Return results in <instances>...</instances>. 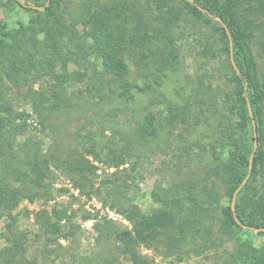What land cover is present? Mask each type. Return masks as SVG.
<instances>
[{
  "label": "rangeland",
  "instance_id": "374dc122",
  "mask_svg": "<svg viewBox=\"0 0 264 264\" xmlns=\"http://www.w3.org/2000/svg\"><path fill=\"white\" fill-rule=\"evenodd\" d=\"M19 1L25 7L0 0V39L21 48L14 64L0 65V181L4 191L20 189L26 197L11 211L0 208V259L14 230L17 237L27 235L26 260L44 264L45 239L37 238L42 232L36 217L43 211L51 217L64 211L78 226L73 237L49 245L45 264H244V245L264 249V234L258 233L264 231L238 229L224 216L231 205L225 174L204 169L213 160V109L222 108L233 87L224 55L205 50L212 44V24H179L177 72L163 60L164 43L128 44L130 92L124 96V81L105 73L93 49L91 14H110V22L117 8L121 15L114 24L128 21L129 30L148 34L167 17L159 18L156 0H60L61 10L52 16L33 12L48 0ZM180 1H174L176 8ZM246 22L264 25V6L247 14ZM254 44H264L261 29ZM55 93L64 98L61 105L51 102ZM62 151L88 162L86 180L51 165L40 187L33 185L37 172L27 159ZM7 168L28 178L17 181ZM77 179L88 181L85 194ZM168 189L200 197L204 206L156 203L154 194L167 198ZM126 232L130 239L121 237Z\"/></svg>",
  "mask_w": 264,
  "mask_h": 264
},
{
  "label": "trees",
  "instance_id": "16d2710c",
  "mask_svg": "<svg viewBox=\"0 0 264 264\" xmlns=\"http://www.w3.org/2000/svg\"><path fill=\"white\" fill-rule=\"evenodd\" d=\"M14 1L25 7L19 0ZM174 1L156 0L155 4L159 11V18L162 14L167 15V17L164 18L162 16V20L159 21L158 26L148 34H140L139 31L129 30L125 26L128 21L125 24L120 21L118 24L115 23V25L114 22L121 15L117 13L119 12L117 8L116 12L111 14L112 21L110 22L108 21L110 14L109 16L103 12L91 14L94 22L93 26H91L93 31L90 34L93 40V49L101 60L105 73L124 81H121L120 88L124 90V93L121 95L125 96L130 92V84L125 82V78L128 76V66L124 61L128 44L140 46L139 44L141 43H147V45L152 42L154 44L164 43L165 57L163 60H165V64L172 67V71L177 72L180 64H182L179 59L181 46H179L178 42V35L182 27L179 24H183L188 20L193 21V23L205 21L212 24L210 32L212 44L208 45L205 50L210 48L211 52L209 54L212 57L219 58L224 55L225 62L223 65L231 72L230 78L233 87L227 92L223 103L220 104L223 110L226 111V114L224 116L220 115L222 109L220 107H214L213 109L215 114L212 117L211 128L214 132V137L210 146L213 160L204 169L214 168L215 172L225 174L226 192L230 203H232L235 191L242 185L249 174L250 157L252 154H255L253 171L249 182L237 196L236 214L239 221L245 226L256 229L263 228L264 183L260 185L258 179L260 177L264 179V174L261 175L260 169L264 166V62H260L261 60L264 61V44L262 48L258 49L254 44V39L260 29L261 35H264V25L256 28L252 24H248L246 22V15L249 13L254 14L261 6H264V0H193V3L189 2V0H181V5L177 8ZM60 10V0H48L47 5L41 6L39 9H33V12L52 16ZM68 14L72 16L73 12ZM215 18H220L229 29L232 47L230 46V38L225 27L218 20L215 21ZM143 34L145 36H142ZM4 36L6 37L7 34H4ZM18 50H21V48L6 43L5 38L0 39V65L4 66L6 61L14 64L15 59L18 57ZM205 50L203 49V53ZM231 55L238 70L232 64ZM260 63L262 67H260ZM4 69L6 68L4 67ZM59 83L64 85L65 80H59ZM56 97H59L57 93L51 97V102H53L54 106L55 103H57V106L61 105L64 98ZM204 104L206 103H199L200 106ZM249 107L252 109L254 119L257 122L258 148L256 151H254L255 132ZM44 119L52 121L49 116H45ZM150 124L152 125V120H150ZM27 161L26 165L32 173L35 174L37 172V176L32 180L33 185H37V187H40L43 183L41 180L48 176L51 165H54L57 169L64 168L71 175H79L84 180H86V172H92L91 167L85 159L81 157L70 159L64 151L60 155L57 153L51 155V157H46L41 152L36 153L33 157L28 158ZM7 171L10 176H18L17 181L20 177L28 178L24 172L13 170L12 168H7ZM1 182L0 208L4 211H11L20 197L25 196V193L20 189L13 190L11 188L8 191H4L6 185ZM75 185L80 189L81 194L86 193L88 181L84 182L77 179ZM167 191V195L174 198L170 199L168 196L165 198L163 195L161 196V193L157 194L156 192L154 194V201L168 207L172 203H176L177 207L184 204H194L198 207L204 206L203 199L200 197L196 198L197 196L185 193L181 196H175L173 189H168ZM29 198L33 199L32 196ZM223 213L232 226L242 229L235 221L231 205L225 208ZM36 217L40 222L42 232L38 234L37 238L39 240L45 239L43 249L41 250L44 254L43 260L45 264L49 257L47 256L49 254H46L49 245L52 242H56L58 238L68 239L73 237L75 229L78 226L73 222V217L67 216L64 211H55L54 217L43 211L37 213ZM135 217L136 213L133 212L131 220L135 219ZM85 219L89 218L86 217ZM150 223H152L151 218L144 219L143 224L148 229H152ZM15 233L13 230L11 236L7 238L10 246L2 251L3 255L2 259H0V264H39L36 260H26L25 255H23L26 250L24 244H26L27 235L17 237ZM258 233L264 234L262 232ZM121 237L130 239L132 233H123ZM130 253H133V250ZM239 255L241 259H243L244 255V264H264V249L262 248L254 249L252 246L248 247L244 245V252L240 251ZM235 262L239 263L238 258L235 259Z\"/></svg>",
  "mask_w": 264,
  "mask_h": 264
},
{
  "label": "water",
  "instance_id": "95a60500",
  "mask_svg": "<svg viewBox=\"0 0 264 264\" xmlns=\"http://www.w3.org/2000/svg\"><path fill=\"white\" fill-rule=\"evenodd\" d=\"M50 1V0H49ZM191 3H193V0H189ZM33 8H36V7H33ZM38 9L40 7H37ZM202 11H204L203 9H201ZM219 22H221L223 24V26L225 27L226 29V32L227 34L229 35V38H230V46L232 47V38L230 36V31L229 29L226 27V25L223 23V21L221 19H218ZM232 56V55H231ZM231 61H232V64L234 66V68L236 70L237 69V66H236V63L234 62V59H233V56L231 57ZM249 113H250V116L252 118V122H253V127H254V136H255V150L258 148V141H257V132H256V121L254 119V116H253V112H252V109L249 107ZM254 155L255 154H252L251 157H250V164H249V174L246 178V180L242 183V185L235 191L234 195H233V198H232V203H231V209L233 211V214H234V218H235V221L240 225L242 226L243 228L245 229H249V230H254V231H264V229L260 228V229H256L254 227H248V226H245L244 224H242L239 219L237 218V214H236V201H237V196L240 192V190L243 188V186H245L246 182L249 180V178L251 177V174H252V171H253V164H254Z\"/></svg>",
  "mask_w": 264,
  "mask_h": 264
}]
</instances>
